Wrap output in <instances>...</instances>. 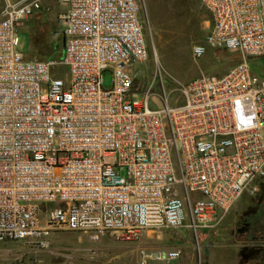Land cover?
<instances>
[{
	"label": "built area",
	"instance_id": "built-area-1",
	"mask_svg": "<svg viewBox=\"0 0 264 264\" xmlns=\"http://www.w3.org/2000/svg\"><path fill=\"white\" fill-rule=\"evenodd\" d=\"M63 58L27 60L19 26L43 0H5L0 12V241L44 246L56 229L122 243L147 232L217 224L264 179V0H202L206 46L234 52L217 76L132 99L147 59L135 0H58ZM65 69V70H64ZM111 83L104 88L102 75ZM163 104L155 110L152 95ZM46 205L44 216L40 205ZM140 264L171 263L179 249L139 250Z\"/></svg>",
	"mask_w": 264,
	"mask_h": 264
},
{
	"label": "rangeland",
	"instance_id": "rangeland-1",
	"mask_svg": "<svg viewBox=\"0 0 264 264\" xmlns=\"http://www.w3.org/2000/svg\"><path fill=\"white\" fill-rule=\"evenodd\" d=\"M147 50V59L134 68L132 99H142L148 89L157 90L155 74L161 70L170 103L177 96L175 84L186 83L200 71L221 76L238 61V55L206 46V53L192 57V47L203 44L207 17L202 0H135ZM5 0H0V12ZM65 7L58 0H43L41 12L25 20L18 28L19 51L27 60H42L44 44L52 47L57 38L62 53L61 16ZM48 58H52L48 56ZM51 61L54 60V57ZM251 74L264 81V61L249 62ZM65 70V69H64ZM104 88L111 75H102ZM152 109L163 104L152 95ZM264 179L257 191L244 192L227 214L214 226L194 234L185 224L176 230L147 232L139 241L122 243L113 235L92 241L87 234L63 228L51 232L44 246L27 242L0 241V264H140L139 250L179 249L181 255L171 263L148 264H264V224L255 233L247 231L243 219L264 223ZM46 205H40L44 216Z\"/></svg>",
	"mask_w": 264,
	"mask_h": 264
},
{
	"label": "trees",
	"instance_id": "trees-1",
	"mask_svg": "<svg viewBox=\"0 0 264 264\" xmlns=\"http://www.w3.org/2000/svg\"><path fill=\"white\" fill-rule=\"evenodd\" d=\"M206 14H207V13L205 12V15H206ZM204 33H205V32H204ZM61 34H62V37H63V32H61ZM59 39H60V38H57V39L55 40V42L53 43L52 47H49V46H47V45L44 44V46H43L44 53H43L42 55H43V57H45V58H43L42 60H39V61H51L53 57H54V60H57V62H59V61L62 60V58H63V54L59 52V46H58V43H57V41H58ZM48 56H50V57H52V58H48ZM25 59H26V58H25ZM237 63H238V61H237ZM237 63H235V64L233 65V67H234ZM262 193H263V200H264V185L262 186Z\"/></svg>",
	"mask_w": 264,
	"mask_h": 264
},
{
	"label": "flooded vegetation",
	"instance_id": "flooded-vegetation-1",
	"mask_svg": "<svg viewBox=\"0 0 264 264\" xmlns=\"http://www.w3.org/2000/svg\"><path fill=\"white\" fill-rule=\"evenodd\" d=\"M263 61H264V58H263ZM263 224L264 223H260L259 221H256V220L252 221L250 217H246L243 219L244 228L247 231H251L252 233L257 232L259 228H262Z\"/></svg>",
	"mask_w": 264,
	"mask_h": 264
},
{
	"label": "water",
	"instance_id": "water-1",
	"mask_svg": "<svg viewBox=\"0 0 264 264\" xmlns=\"http://www.w3.org/2000/svg\"><path fill=\"white\" fill-rule=\"evenodd\" d=\"M61 44H62V54H63V46H64V38L62 37V40H61Z\"/></svg>",
	"mask_w": 264,
	"mask_h": 264
}]
</instances>
